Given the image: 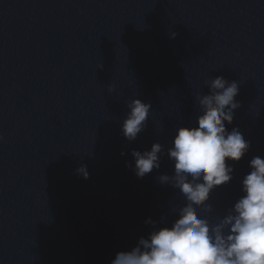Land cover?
I'll return each mask as SVG.
<instances>
[{"label":"water","instance_id":"obj_1","mask_svg":"<svg viewBox=\"0 0 264 264\" xmlns=\"http://www.w3.org/2000/svg\"><path fill=\"white\" fill-rule=\"evenodd\" d=\"M217 76L238 84L226 130L250 147L226 162L212 217L264 157V0H0V264H111L147 220L170 225L183 200L158 177L173 174L175 130L196 125L195 97ZM132 99L151 107L129 142ZM154 143L160 167L137 178L130 153Z\"/></svg>","mask_w":264,"mask_h":264},{"label":"clouds","instance_id":"obj_2","mask_svg":"<svg viewBox=\"0 0 264 264\" xmlns=\"http://www.w3.org/2000/svg\"><path fill=\"white\" fill-rule=\"evenodd\" d=\"M205 86L208 93L195 97L196 125L178 127L167 149L173 174L158 177L182 197L183 203L172 209L176 218L170 225L162 221L164 226L147 220L152 225L147 237L139 238L130 250L117 252L111 264H264V157L250 160V171L240 182L242 195L234 204L222 216H211L210 193L233 179L234 169L226 162L240 161L250 143L238 129L226 130L240 106L235 101L237 82L217 76ZM150 107L140 99L127 103L121 132L129 142L143 131ZM163 153L159 143L143 153L131 151L136 177L159 169ZM76 173L88 179L85 165Z\"/></svg>","mask_w":264,"mask_h":264}]
</instances>
